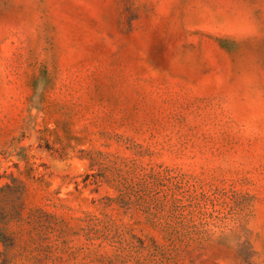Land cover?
Instances as JSON below:
<instances>
[{"label": "rangeland", "instance_id": "374dc122", "mask_svg": "<svg viewBox=\"0 0 264 264\" xmlns=\"http://www.w3.org/2000/svg\"><path fill=\"white\" fill-rule=\"evenodd\" d=\"M0 264H264V0H0Z\"/></svg>", "mask_w": 264, "mask_h": 264}]
</instances>
